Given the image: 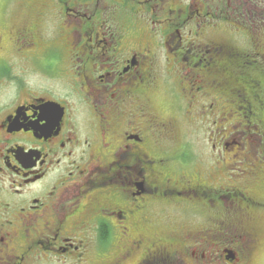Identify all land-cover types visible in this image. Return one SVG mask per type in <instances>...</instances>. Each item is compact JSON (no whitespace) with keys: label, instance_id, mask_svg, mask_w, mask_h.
<instances>
[{"label":"flooded vegetation","instance_id":"1","mask_svg":"<svg viewBox=\"0 0 264 264\" xmlns=\"http://www.w3.org/2000/svg\"><path fill=\"white\" fill-rule=\"evenodd\" d=\"M42 8L0 35V264H251L264 212V0ZM5 42L25 55L27 80H5ZM154 94L171 101L156 110ZM207 123L212 151L236 150L209 166L189 151L191 126ZM163 222L177 227L166 238L153 230Z\"/></svg>","mask_w":264,"mask_h":264},{"label":"rangeland","instance_id":"2","mask_svg":"<svg viewBox=\"0 0 264 264\" xmlns=\"http://www.w3.org/2000/svg\"><path fill=\"white\" fill-rule=\"evenodd\" d=\"M47 0H0V35L2 37L6 38L10 33H13V31H16L18 28H20L24 23H30L35 22L38 18V13L42 11V7L45 6ZM232 33L231 31H228L226 29H223L222 32H220V36L222 39L229 38L231 36L234 37L235 40H237L240 43H245V39L241 34H229ZM236 33V32H235ZM6 44V51L3 53V56L7 57L9 60L13 61L15 67L11 68L10 75L5 79L7 81H19V80H27L26 75L22 74V69L25 64H22L23 56H18L16 53L12 51V47L8 42H5ZM11 49V52L8 53V50ZM14 58L21 60V66L18 67L13 59ZM2 80V79H0ZM28 80L33 82H43L44 79L37 76V74L30 73V76ZM14 90V89H12ZM4 90H0V96H2ZM24 95V93H19ZM18 94V97H19ZM264 96V93H263ZM153 97H155V103L154 108L156 110L161 109V106H166L171 101L169 97H163L161 94H154ZM175 100V97H174ZM176 104V102H175ZM264 107V104H263ZM236 119L241 120L240 115H235ZM242 121V120H241ZM205 132L199 129L198 126L192 125L190 128V146L189 151L191 150V153L195 155L196 157L193 159L196 162L205 163L207 166L211 164V161L221 162L225 159L227 160L229 157L233 156L236 153V150H233L232 152H224L223 150H217L212 151L211 145L212 141L209 140V136L211 134V130H215V126H213L211 123L206 125ZM203 137H205V140L202 141ZM264 146V145H263ZM260 151L263 150V147L259 149ZM264 159L260 155L258 157V161H263ZM257 193L264 198V187H261L257 190ZM257 221L255 224V236H256V250L253 255L251 264H264V212H261L257 214ZM192 219V217H191ZM201 220V219H200ZM171 223L178 222V220L174 219L170 220ZM166 224V225H165ZM161 223L159 226H157L154 231V234L158 235L159 237L166 238L169 232L176 229L177 227L174 226L169 227L167 223ZM178 225H183L189 228H195L198 229L199 227H196L195 223L190 222H178ZM241 243L243 245L246 244V240L242 239Z\"/></svg>","mask_w":264,"mask_h":264}]
</instances>
